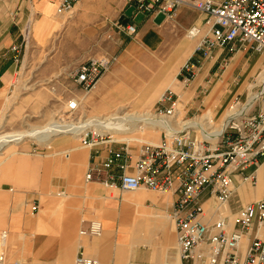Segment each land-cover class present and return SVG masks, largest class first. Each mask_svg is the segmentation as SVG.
<instances>
[{
    "label": "crops",
    "instance_id": "obj_1",
    "mask_svg": "<svg viewBox=\"0 0 264 264\" xmlns=\"http://www.w3.org/2000/svg\"><path fill=\"white\" fill-rule=\"evenodd\" d=\"M57 4V0H5L0 3V109L22 67V51L16 57L11 47L20 45L27 23L31 26L30 41L36 44L53 33L58 22ZM129 6V0H78L73 7L80 34L85 36L100 31L104 36L89 56H115V61L89 93L84 94L71 82L86 99L79 103L72 99L65 106L74 110L83 103L97 114L86 118L87 121L117 115V111H112H123L131 104H138L158 88L181 92L175 77L183 64L196 60L195 39L186 36L191 41L187 40L183 33L192 25L201 26L204 15L188 7H179L172 17L139 13V23H135L125 15ZM116 21L134 23L137 26L135 35L128 38L118 34L110 26ZM139 53L149 57V65H157L158 69L153 76L156 79L133 101L131 94L142 90L146 83L138 76L134 78L133 71L127 68ZM83 58L86 57L75 60ZM165 66H173V72L178 71L176 76L167 80ZM116 75L121 78L116 79ZM72 101L73 108L69 104ZM209 114L207 118L211 121V112L207 111L206 115ZM151 130L143 132H158ZM63 136L78 141L71 135H58ZM148 137L143 140L155 143L152 135ZM53 138L38 144L50 149ZM6 150L0 155L3 158L0 161V232L5 235L3 264H74L78 251L96 259L98 264L179 262L174 222L170 217L175 201L173 194L145 189L110 190L97 181L84 180L88 164L106 157V145L92 149L93 153L91 149L86 153L65 148L52 154L64 153L65 159L52 158L43 163L23 156L10 157ZM257 175L255 186L258 187L254 190L240 175L233 176L232 194L227 202L230 213L242 204L264 198V162L257 169ZM205 198L202 204L205 220L212 222L215 203ZM34 204L36 211L30 208ZM91 222L99 224L100 234L81 235L79 231Z\"/></svg>",
    "mask_w": 264,
    "mask_h": 264
},
{
    "label": "built area",
    "instance_id": "obj_2",
    "mask_svg": "<svg viewBox=\"0 0 264 264\" xmlns=\"http://www.w3.org/2000/svg\"><path fill=\"white\" fill-rule=\"evenodd\" d=\"M57 1L56 12L61 14L70 12L78 0ZM129 3L134 7L132 18L139 13L172 17L179 7L204 15L201 26L192 25L186 30L187 37L196 40L195 53L200 58H208L215 47L247 46L254 52H264V0H129ZM110 26L128 38L137 31L134 23L116 21ZM30 28L27 23L20 45L11 47L16 57L27 47ZM114 61V55L90 57L67 75L87 94ZM198 63L196 59L183 65L178 73L181 83L189 82ZM180 102L177 94L166 89L152 112L161 123L158 142L134 141L137 147L121 142L115 148L108 147L102 161L88 164L84 180L97 181L110 190L145 189L173 194L170 217L179 259L176 264H264V198L241 205L234 213L227 209L233 176L240 175L243 181L255 186L257 169L264 162V78L248 103L246 96L244 101H233L228 106L225 127L215 138L204 137L188 123H182L188 120L180 116ZM70 107H74V102ZM196 131L199 137L192 135ZM97 133L90 129L81 134L80 147L120 142L112 139L105 142L106 138ZM204 196L215 203L212 222L205 220ZM30 208L36 211L37 205ZM79 233L97 236L100 226L91 222ZM4 244L5 235L0 232V264L4 262ZM74 264H98V261L78 251Z\"/></svg>",
    "mask_w": 264,
    "mask_h": 264
},
{
    "label": "rangeland",
    "instance_id": "obj_3",
    "mask_svg": "<svg viewBox=\"0 0 264 264\" xmlns=\"http://www.w3.org/2000/svg\"><path fill=\"white\" fill-rule=\"evenodd\" d=\"M57 18V28L53 30V33L44 37L38 44L30 41V34L27 47L20 53L22 63L20 75L14 80L12 87L5 95L3 106L0 109V136L22 134L30 132L31 130L37 132L38 130L41 131L46 126H51L50 129H55V123L77 125L97 115L92 112L90 108H86L83 103L82 107L80 105L74 110L66 108L65 103L67 101L75 99L79 103L86 99V97L82 95L83 93L72 85V81L68 78L67 74L80 63L86 61V59L91 56L93 57V55H89L99 46L98 43H100L101 37L104 36L101 35L100 31L96 34L90 33L85 36L80 34L76 25L75 11L71 14L70 12L58 14ZM130 19H132V17H130ZM139 20V15H136L133 17L132 21L139 23ZM183 36L185 39L190 40L186 38V32L183 33ZM106 38H108V36H106ZM194 41V45H196V40ZM137 55L139 56L136 58V61L130 62L127 68L133 71V77L138 76L141 82L146 83L142 90L134 91L131 94L133 101L136 97L141 95V93L143 94L145 92L143 90L150 85V81L156 79V77L153 76L158 69L157 65H149V57H146L143 53ZM82 57L86 58L79 61L75 60ZM196 59H198L199 63L194 66V75L185 85L181 83V76H176L178 71L177 73L173 72V66H165L164 72L167 80L172 76H176L175 78L177 81H175V84L181 87V92L169 88V90L173 91L178 96L181 95L179 96L181 101L179 106L181 118L183 120H194L195 118L203 120L204 117H210V114L209 116L206 115L207 111H210L211 121L209 125L212 126L210 129H214L215 126L217 127L222 121L228 110V106L233 101L242 102L245 100L249 93V85H253L250 88L251 94L256 92L259 79L264 78V52H254L247 46L215 47L212 49L211 55L208 58H200V55L197 53ZM200 66H203V70H200ZM115 78L120 79L121 77L120 75H116ZM164 91L163 88H158L151 96L143 98L140 103L131 104V106L125 108L123 111L115 109L112 112L117 111L118 114H116L118 116L124 113L136 115L143 114V116L146 114L152 115L157 101ZM184 93H186V96ZM70 95L74 98H71ZM82 97H84L83 100L80 99ZM146 111H148V113H142ZM97 120L91 119L89 123ZM142 127L145 130L152 131L151 129H155L158 131L156 128H148L147 126ZM47 129L48 128H46V130ZM91 129L98 132L100 134L99 136L103 138L110 136L109 131ZM57 130V134H59L63 129L57 128ZM137 132L133 135L134 137L149 139L148 135L150 134L155 143L160 139L159 132L156 134H151L146 131L142 134ZM192 135L199 137L197 131L192 133ZM123 136L126 135L113 134L110 136L113 141H120L117 143H103L82 148H80L79 141H75L66 136H52L54 138L50 142V149L38 144L44 143L47 140L37 142L32 139H22V141L18 143L10 142L9 144L3 145L1 147L2 149L0 148V155L7 149L6 153H10V157L23 156L40 160V162L43 163L44 160L52 158L65 159L64 153L52 154L53 152H59L69 147L86 153L89 149H91L92 152V149L99 146L104 147V145L115 148L121 142H128V139L123 140ZM134 141L135 140L128 142V144L132 147H137L138 144ZM12 151H14V153ZM2 159V156H0V161ZM86 162L87 160H85V165ZM257 187L258 186H253L252 189H257ZM232 213H234V211H232Z\"/></svg>",
    "mask_w": 264,
    "mask_h": 264
},
{
    "label": "bare ground",
    "instance_id": "obj_4",
    "mask_svg": "<svg viewBox=\"0 0 264 264\" xmlns=\"http://www.w3.org/2000/svg\"><path fill=\"white\" fill-rule=\"evenodd\" d=\"M72 10L70 11V14ZM190 39H193V38H190ZM261 79L262 78H260L259 81ZM252 86L253 85H249L248 87L249 93L247 95V103L253 97V94H251L250 92V88ZM226 113L222 121L218 124V126L217 127L215 126V128L213 127L214 129H210V127H212L211 125H209L210 119L205 118V117L203 120H199L198 118H195L194 120H188L182 123H185V124L188 123L190 127L195 128L204 137L215 138L223 131L225 127ZM141 120H143L142 123H140ZM160 125H161L160 121L156 120V118H154L151 114L149 115L146 114L145 116H143V114L136 115V114H131V113H124V114H121V116L113 115V116L105 117L104 119L99 120V121H94L92 123H89V121H85L84 123H80L77 125L76 124L55 123V126L53 125L55 129L54 128L50 129L51 126H46L41 131L38 130L37 132H33L31 130L30 132L22 133V134L0 136V148L5 144H9L10 142L18 143L22 141V139H32L37 142H42V141L48 140L52 136H58V135H71L79 139V136L82 130H84L88 126L89 127L91 126V128L97 131L99 130L109 131L110 136L113 134L114 135L115 134L126 135V136H123V140L132 139V140L139 141V142H145L143 139L134 137L133 135H135L137 131L142 133L143 130H145L142 126H147L148 128L151 127V128L158 129V126ZM46 128L48 129L46 130ZM57 128H60L63 130H61V132L57 134V131H58ZM110 136L108 139L106 138L105 142L111 141L112 137ZM128 142H131V141H128ZM145 143H148V142L146 141Z\"/></svg>",
    "mask_w": 264,
    "mask_h": 264
},
{
    "label": "water",
    "instance_id": "obj_5",
    "mask_svg": "<svg viewBox=\"0 0 264 264\" xmlns=\"http://www.w3.org/2000/svg\"><path fill=\"white\" fill-rule=\"evenodd\" d=\"M133 9H134V7L132 6V5H130L126 10H125V15L127 16V17H130L131 16V13H132V11H133ZM91 129V126L89 127H86L84 130H82V132L80 133V135L81 134H83L84 132H86L87 130H90Z\"/></svg>",
    "mask_w": 264,
    "mask_h": 264
}]
</instances>
